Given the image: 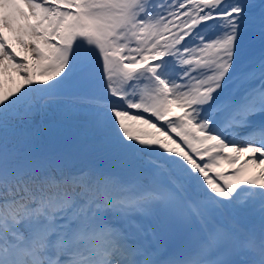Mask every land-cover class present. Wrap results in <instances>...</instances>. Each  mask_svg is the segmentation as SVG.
<instances>
[{
	"label": "snow or ice",
	"instance_id": "1",
	"mask_svg": "<svg viewBox=\"0 0 264 264\" xmlns=\"http://www.w3.org/2000/svg\"><path fill=\"white\" fill-rule=\"evenodd\" d=\"M257 27L264 0H0V264H264V48L236 67ZM77 77L65 117L127 167L34 146Z\"/></svg>",
	"mask_w": 264,
	"mask_h": 264
},
{
	"label": "bare ground",
	"instance_id": "2",
	"mask_svg": "<svg viewBox=\"0 0 264 264\" xmlns=\"http://www.w3.org/2000/svg\"><path fill=\"white\" fill-rule=\"evenodd\" d=\"M8 34L11 38L12 34L10 32H8ZM17 51H21L20 47L17 48ZM0 79H3V77H0ZM48 110L53 111L54 117L60 118L61 122H59L58 125L62 128H72L77 124L83 123V119L80 114L78 115L79 118L76 119H74L75 116L72 115L71 116L73 119H71L70 117H65V113L69 112L71 109L65 108V106L58 104L57 100L50 102V107L48 108ZM37 121L38 118L35 119L36 123ZM40 128L41 127L39 124L37 125L36 130L39 131ZM31 129L35 130L34 121L33 127ZM40 148L53 154L58 151L67 153L71 152L78 156L87 154L86 156L82 157L86 163H82L78 160L70 161L69 167H79L85 164H95L104 167H127L129 164V161L121 154L118 147L113 144L110 138H100L97 135H94L84 141H78L76 143L66 142V140H62L54 145H52L51 143H46ZM147 159L148 158H144L145 162L147 161Z\"/></svg>",
	"mask_w": 264,
	"mask_h": 264
},
{
	"label": "rangeland",
	"instance_id": "3",
	"mask_svg": "<svg viewBox=\"0 0 264 264\" xmlns=\"http://www.w3.org/2000/svg\"><path fill=\"white\" fill-rule=\"evenodd\" d=\"M82 86V87H89L92 86V84L81 78L77 77L74 86ZM57 100L58 104H61L65 106V108H68L69 106H73V101L74 100H68L67 98H62L59 96L54 97L52 100L48 101V108L50 107V102ZM57 103V102H56ZM51 110L47 109V112L42 114V119H41V125H40V130L37 131L35 127V119L34 121V129H30L31 132V139L34 144V146L40 148L42 145L46 143H51L52 145L62 141L66 140V142H78L82 141L84 139V134L85 132H90V130L86 129L83 127V123L77 124L74 127L70 128H62L61 126L58 125L60 121V118L54 117L53 113L50 115ZM75 116L74 119L79 118L77 114L72 115ZM72 116H69L71 119ZM60 128H59V127ZM56 155L61 156L63 159L70 158V155H67L68 153L64 152H56ZM65 154V155H64Z\"/></svg>",
	"mask_w": 264,
	"mask_h": 264
}]
</instances>
